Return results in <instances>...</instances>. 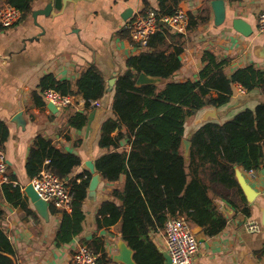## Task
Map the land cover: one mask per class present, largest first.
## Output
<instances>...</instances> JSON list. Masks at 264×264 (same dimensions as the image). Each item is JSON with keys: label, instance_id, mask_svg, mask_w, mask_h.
Returning a JSON list of instances; mask_svg holds the SVG:
<instances>
[{"label": "trees", "instance_id": "16d2710c", "mask_svg": "<svg viewBox=\"0 0 264 264\" xmlns=\"http://www.w3.org/2000/svg\"><path fill=\"white\" fill-rule=\"evenodd\" d=\"M34 1L6 0V5L16 7L24 20L33 13ZM226 1L234 4L240 0ZM158 2V17L172 15L178 5V0ZM144 5L146 11L147 1ZM188 18V34L208 22L207 16L201 15L200 11L189 13ZM183 40L182 34L159 25L141 54L127 60V68L132 73L117 78L113 102L115 119L104 123L101 131L100 146L110 151L96 160L95 170L108 184L118 183L121 177H124V184L121 189L112 191V200L100 205L96 225L101 230L121 223V238L133 251L136 264H166L152 235L163 231L170 218L184 217L210 238L222 233L228 219L219 210L217 196L250 217L251 208L236 178V168L257 171L264 163V102L253 110L239 112L226 123L201 125L191 139L190 158L186 163L182 140L187 122L204 109L226 104L232 98L235 84L247 92L261 90L264 94V68L250 64L229 75L226 72L229 60L205 51L201 58L204 66L197 80L137 87L141 73L169 80L181 69L183 46L179 42ZM168 41L177 45L172 47ZM50 89L62 95L81 96L86 109L105 96V82L95 65L86 68L76 82L59 81L53 75H46L39 90L44 93ZM32 97L36 105L45 106L39 93H33ZM87 124V115L78 113L72 127L82 130ZM115 132L117 135L112 137ZM8 134L7 126L0 121L1 149H4ZM124 140L129 145L128 152L121 150ZM51 144L47 137L37 136L29 149L25 169L30 181L46 169L71 190V213H61L49 206L51 213L62 214L54 239L56 246L61 247L71 243L83 231V205L92 175L87 171L72 176L81 165V158L56 150ZM8 176L12 182H18L15 175L9 173ZM231 191L238 202L229 194ZM4 199L14 207L20 206L37 220L38 216L29 209L28 199L19 184L0 187V201ZM3 219L4 211L0 208V264H14L15 249L2 229ZM82 245L98 255L97 264H111L101 237L84 241Z\"/></svg>", "mask_w": 264, "mask_h": 264}, {"label": "crops", "instance_id": "0c3cea01", "mask_svg": "<svg viewBox=\"0 0 264 264\" xmlns=\"http://www.w3.org/2000/svg\"><path fill=\"white\" fill-rule=\"evenodd\" d=\"M51 1L35 0L33 11L43 9ZM144 1L148 3L147 9L158 10V0H78L75 6L68 5L63 13L55 12V16L39 15L33 18L31 14L12 28L0 27V121L9 132L4 144L8 174L17 177L15 185L19 184L22 190L31 182L25 163L29 149L39 135L50 139L52 148L81 158V165L72 176L90 172L86 163L92 162L95 167L96 160L110 151L100 146V136L104 123L115 119L113 102L116 80L132 72L127 68V60L143 51L134 45L129 36L126 38L122 34H128L126 24L145 11ZM213 1L216 0H178L176 10H182L187 15L200 11L201 15L207 16L208 22L191 34L186 29L176 31L184 36V40L179 42L183 46L180 56L182 67L166 83L197 80L204 66L201 58L205 51L213 52L220 59H228L226 72L229 75L250 64L264 67V34L257 33L258 15L264 11V0H240L234 4L224 0L226 19L219 27L214 24ZM5 5L6 0H0V8ZM129 10L130 16L127 15ZM235 19L244 20L252 28L253 34L244 37L237 33L232 24ZM171 43L168 41L172 47L177 45ZM91 65L101 71L105 82V96L98 101L99 105L86 109L84 99L75 96L73 105L58 108L57 113H52L39 90L42 78L53 75L59 81L76 82ZM35 92L40 94L44 107L34 102L32 94ZM261 102H264L261 90L247 92L235 84L232 98L226 104L204 109L190 124H186L183 140L191 142L201 126L196 121L206 110L215 109L218 117L215 122L223 124L245 109H255ZM78 113L88 117V124L82 130L72 127ZM18 114L21 117L17 119ZM116 135L117 132L112 137ZM121 146V150L129 151L126 140L121 142ZM182 152L188 162L189 154L183 147ZM239 173L253 191L249 198L246 197L251 216H244L242 209L235 210L217 196L216 203L228 219L227 226L212 238L206 236L200 227L194 226L199 239L194 258L196 264H264V188L258 180L251 182L246 171L239 167L236 168L237 180ZM95 175H98L96 170ZM123 184L124 177L115 184H108L100 178L96 195L92 197L88 192L84 202L85 221L81 235L61 247H57L54 241L62 221L61 213H51L49 210L48 220H44L28 200L29 209L38 216L34 220L20 206L14 207L5 199L1 200L0 208L4 211L1 226L14 246V264H72L78 247L96 236L103 239L105 252L111 264H115L116 257L126 245L120 234L121 223L110 229L98 230L96 215L104 201L113 199L112 191L121 189ZM229 194L238 202L232 191ZM251 222L258 225L256 233L246 229ZM152 238L160 252H167L162 232L153 234Z\"/></svg>", "mask_w": 264, "mask_h": 264}, {"label": "built area", "instance_id": "2783aa9c", "mask_svg": "<svg viewBox=\"0 0 264 264\" xmlns=\"http://www.w3.org/2000/svg\"><path fill=\"white\" fill-rule=\"evenodd\" d=\"M21 12L13 6L5 5L0 8V27L8 29L16 26L21 21ZM165 26L173 31L187 29L189 18L186 12L176 10L172 15L158 17L156 10L147 9L130 20L125 30L128 32L131 41L138 48L145 49L152 35L159 25ZM257 33L264 34V11L258 15ZM44 103L52 104L56 108H65L74 104L75 96L62 95L55 90H47L43 93ZM93 102V106H98ZM264 168V165L261 169ZM251 182H256L258 176L256 171H247ZM7 155L4 149L0 148V187L12 182L8 176ZM35 191L41 199L49 206H53L59 212L71 213L73 195L70 188L58 176L43 169L39 176L31 181ZM24 193V189L22 190ZM25 194V193H24ZM246 229L250 233L258 231V225L254 222L248 223ZM166 251L172 259V264H196L194 258L198 252L199 242L193 231V225L184 217L170 218L165 223L163 231ZM98 255L86 245L78 247L72 257V264H97Z\"/></svg>", "mask_w": 264, "mask_h": 264}, {"label": "water", "instance_id": "95a60500", "mask_svg": "<svg viewBox=\"0 0 264 264\" xmlns=\"http://www.w3.org/2000/svg\"><path fill=\"white\" fill-rule=\"evenodd\" d=\"M78 0H52L49 2L43 9L38 10V11H33L32 16L33 18H37V16L42 15L45 17H50V16H55V12H61L63 13L65 8L68 5H76ZM213 12H214V24L216 27H219L223 25L226 19V7H225V2L224 0H216L211 3ZM131 12V10L127 11V15ZM130 16V15H128ZM127 17H125L126 19ZM233 29L241 34L244 37H250L253 34L252 28L242 19H235L233 21ZM163 25V23H161ZM262 55L264 57V46L262 48ZM132 72L128 73L131 74ZM166 79L158 78V77H152L148 76L145 73H141L136 82L137 87H141L144 85H163L166 83ZM48 109L52 113H57L58 108H56L54 105L49 104ZM21 114H18L16 118H20ZM218 120L217 117V112L215 109L211 110H206L205 112L202 113V115L197 119L196 124L198 125H203L207 122H215ZM182 147L185 150L187 154H189L190 158V147H191V142L183 140L182 141ZM186 161V159H185ZM189 162V161H188ZM186 161V163H188ZM264 165V163H263ZM86 166L90 170V173L93 174L92 179L90 181L89 187H88V192L90 196L96 195V191L98 189L99 183H100V178L101 176L95 175V167L92 162H87ZM238 182L243 190L244 194L246 195L247 198L250 197L251 193L253 192L246 180L238 174ZM24 193L29 200V202L33 205L35 211L38 213V215L44 219L48 220V212H49V204L40 198L38 193L35 191L32 183H28L25 188H24ZM193 231H194V226H193ZM194 234L197 237L196 232L194 231ZM197 240L199 242V239L197 237ZM126 243V242H125ZM162 255L165 258L166 264H172V259L168 255L167 252H161ZM134 253L133 251L128 247L127 243L126 245H123L121 254L116 257L115 264L121 263V264H136L134 261Z\"/></svg>", "mask_w": 264, "mask_h": 264}, {"label": "rangeland", "instance_id": "374dc122", "mask_svg": "<svg viewBox=\"0 0 264 264\" xmlns=\"http://www.w3.org/2000/svg\"><path fill=\"white\" fill-rule=\"evenodd\" d=\"M264 68V67H263ZM192 120H189L187 123H191ZM257 176H258V182L259 184H262L263 188H264V168L263 169H259L256 171Z\"/></svg>", "mask_w": 264, "mask_h": 264}]
</instances>
